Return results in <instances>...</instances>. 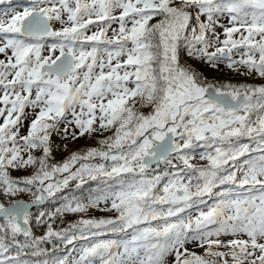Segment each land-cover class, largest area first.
Instances as JSON below:
<instances>
[{"label": "snow or ice", "instance_id": "6c2138e0", "mask_svg": "<svg viewBox=\"0 0 264 264\" xmlns=\"http://www.w3.org/2000/svg\"><path fill=\"white\" fill-rule=\"evenodd\" d=\"M5 4L0 9V264H30L23 257L29 250L42 255L40 245L52 238L70 245L128 229L134 234L122 253L109 251L114 241H99L82 248L78 258L34 264H169L166 257L173 254L174 264H264V155L237 163L251 149L230 141L255 133L264 142V116L255 126L249 118L264 111V85L210 81L193 63L264 78V0H30L27 5L0 0ZM224 15L228 25L220 22ZM53 22L61 27L54 29ZM93 25L97 30L89 35ZM45 38L58 41L48 45L47 56ZM26 108L33 109V118L22 134ZM113 129L99 141V150L70 149L69 141ZM224 142L227 149L219 146ZM196 147L213 149L199 154L206 165L190 163L194 156L184 150ZM61 149L70 155L52 163ZM95 157L116 163L110 170L87 163ZM161 163L177 169L165 174L170 178L162 189L163 176L148 174ZM28 169L31 175L13 176ZM185 169L198 174L195 183L193 175H182ZM238 172V187L259 186V197H225L194 219L181 216L218 185L236 184ZM122 174L131 179L110 195L66 201L35 216L30 211L71 180L79 187L86 178ZM28 193L29 201L19 199ZM163 205L166 210L157 207ZM89 209L117 215L82 218L60 231L49 223ZM33 220L36 226L47 224L43 236L34 235ZM214 224L219 227L211 230ZM189 243L201 252L190 251Z\"/></svg>", "mask_w": 264, "mask_h": 264}, {"label": "trees", "instance_id": "16d2710c", "mask_svg": "<svg viewBox=\"0 0 264 264\" xmlns=\"http://www.w3.org/2000/svg\"><path fill=\"white\" fill-rule=\"evenodd\" d=\"M25 0H12L13 5L15 4H23ZM8 7L7 4L5 5H0V9H6ZM115 25V24H114ZM117 25H115L114 28H116ZM53 43H58V41L54 38H51ZM79 47V45H77ZM86 50H91L90 45L85 44L84 45ZM100 47H103L102 45ZM103 55V53H100ZM249 80V79H246ZM255 81V80H254ZM243 84H248V85H253V86H261L264 85V78L261 81L258 82H251V81H245ZM239 85V84H235ZM142 111L147 114L150 109H142ZM258 116H264V111H253L250 113V121L253 123V126H255V122L257 120ZM111 136V134H110ZM231 141V146H240L243 144L249 145L251 151H249L245 156L240 157V160L237 163L242 162L243 160L249 159V158H254V157H259L261 155H264V151H260L261 148H264V142L261 141V137L256 135L255 133L252 134V136L244 135L239 138L233 137L230 138ZM95 145L100 146L99 142H96ZM220 147L222 148H227L230 146L229 142H224L222 144H219ZM81 149L86 150L89 149V147L86 148L85 145H82V148H78V151H81ZM99 150L100 147H97ZM60 150L56 151L54 156V160H52V163H63L65 159L68 158L70 155V152H59ZM115 151V149L113 150ZM185 153L193 155L194 158L190 161V163L196 165V166H201V165H206L207 161H201L199 158V154L204 151H209L213 152V149H204V148H199L196 147L194 149H186L184 150ZM58 155V156H57ZM83 163L82 161H80ZM89 163L92 164V161L89 160ZM116 162L108 160L107 163L105 164L108 169H111V166H113ZM173 163L177 164L178 168H183V164L179 160H173ZM230 164L232 162H229ZM103 164V163H102ZM77 165V164H76ZM227 167V166H226ZM154 170V171H153ZM177 169L171 168V166H166L165 164L161 163L158 167L157 165H152V169L149 170V176L154 175V174H161L163 176V179L161 181V184L158 186L159 188L162 189L163 184L167 183V180L170 178L169 175H165L166 173H174L176 172ZM239 173H237L238 180L236 184L233 183H226L223 185H218L217 187L212 189V193L209 195H205L201 198H198V202L194 203L191 207L187 208L184 213L181 214V216L184 219L189 218V215L192 213L196 212V210L200 207H204L208 204L214 203L215 201H219V198L223 196L224 194H229V195H245V193H242L240 189L243 190H249L251 192L252 186L250 185H244L243 187H238V181H239ZM193 175V183H195V175L198 174H193L191 173L190 170L185 169V171L182 173V175ZM132 174H122L120 177H114V178H106V177H100L97 180H91L87 179L86 181L81 184L79 187H77V184L79 183L78 180H74L73 182L69 183L68 186L64 187L62 191L58 192L54 198H50V200L43 205L36 207L31 210V212L34 214H37L39 211H45V212H54L57 207H61L66 201H82V202H87L88 199L90 198H95L101 195H110L113 191L119 190L120 184L127 179H131ZM257 188L259 186H256ZM159 194H163L162 191ZM31 197V194H24L19 197V199L29 201ZM157 207H163L165 210L167 209L168 205H163V206H157ZM89 211H94V209H89ZM65 213L63 217H57L56 219L49 221V223L52 224L53 230L54 231H60L63 228L67 227L68 223H74L80 219H89L92 218L89 213ZM195 214V213H194ZM175 219V218H172ZM160 223L159 221H153L152 224L157 225ZM33 226H34V235L35 236H43L47 230V224L41 225V226H36L35 221L33 220ZM144 225H141L143 227ZM127 234V235H126ZM133 230L129 229L126 232H107L106 234L99 236V237H90L88 240H82L77 238L76 240L73 241L72 244L66 245L63 243L60 239L58 238H52L49 241H45L40 245V248L44 249V253L40 256H32L31 255V250H29V254L24 256L23 259H26L30 262V264H34V262L38 261H43V260H50L56 257L63 258L65 254L68 251H71V253L76 252L86 246H89L90 244L94 242H99L100 239L104 241H116L118 239H123L124 237L127 236H132ZM223 238V235H221ZM19 239L22 241L23 237H19ZM189 246H194L195 243H189L187 244Z\"/></svg>", "mask_w": 264, "mask_h": 264}, {"label": "rangeland", "instance_id": "374dc122", "mask_svg": "<svg viewBox=\"0 0 264 264\" xmlns=\"http://www.w3.org/2000/svg\"><path fill=\"white\" fill-rule=\"evenodd\" d=\"M29 3H30V0H25L23 4L27 5ZM17 10H20V9H17ZM2 14L3 13L0 12V15H2ZM65 19H66V17H65ZM220 22L225 24V25H228V16L224 15V16L220 17ZM115 25L113 24L112 27L114 28ZM130 26L131 25L129 24V27ZM53 27H54V29H59L61 27V25H60L59 22H53ZM90 28H91V31L88 32L89 35H91L93 31L97 30L94 25L90 26ZM218 31L222 32V29H218ZM111 34H112V32H111V29H110L109 32H108V35L111 36ZM238 35L239 34H237V37H238ZM221 39H223V36H221ZM52 41L53 40L51 38H46V39H44L42 41V43L45 45V47L42 49V55L43 56H47V55L50 54L49 50H48V45H51ZM53 55H59V51H56ZM0 59H3L2 55H0ZM105 59H106V57H105ZM113 63H115V61ZM193 63L199 70H201L204 73L205 76L208 77V79L210 81H215V82H218V83L243 84V83H245V81H251V82L255 83V82L263 80V78H261V77H259L257 75H252V76L239 75L236 72L228 70L224 65H220V70H216V69H212V68L208 67L207 65H202V64H199V63H196V62H193ZM241 70L243 71V69H241ZM97 71H98V69H97ZM246 79H249V80H246ZM0 95H2V93H0ZM33 95H34V91H33ZM0 106H2V105H0ZM25 111L29 114V119L24 121L25 127L21 128V133L22 134H26V127L30 123L31 118H33L32 117L33 109L26 108ZM36 111H38V109ZM2 122H3V120H2V118H0V123H2ZM113 132H114V129L111 130V131L104 132L102 135L100 133H93L91 136L85 134V136L80 137L79 139H77L75 141H69L68 143H69L70 149L72 151H78V148H82V145H85L86 148L89 147V148H96L97 149V147H100V149H101V145L100 146L95 145L96 142H99L100 140L105 139L106 137L110 136V134L112 135ZM53 139L56 141V143H60V138L58 136L53 137ZM227 148H225V149H227ZM82 150L83 149H81V151ZM103 150H107V148L105 147ZM62 151L63 150L61 149L59 152H62ZM55 153H57V152L54 151L53 156H55ZM90 160L92 161L93 165L101 164L100 163V161H101L100 157L90 158ZM76 167H79V165H75L71 170L75 171ZM31 174H32V169H28L27 171L21 170L19 172H13V176H17V177L23 176V175H31ZM67 175H68V173L58 174V177L56 179L57 180H62L63 177L67 176ZM239 176H242V173H239ZM73 181L74 180H71V181H69V183H71ZM240 190H241L242 193H245V195L239 196V195L224 194L223 196H221L219 198V201H215L214 203H211V204H208V205H206L204 207L198 208L196 210V212H194L195 214L192 213L191 215H189V218L194 219L196 216L199 215L200 212L208 211L209 208L215 206L217 203H220L222 201V199L225 198V197L227 199H229V200H235V199L245 200V199H251V198L259 197L260 194H261L260 190H259V187L258 188L257 187H255V188L252 187L250 189L251 192L249 190H243V189H240ZM258 202L259 201L257 200V203ZM109 206H110V204H109ZM100 207L103 208V207H105V205L101 204ZM88 213H89V215H91L92 218H95V219L115 218V216L117 215L114 211L113 212L98 211L96 209H94V211H89ZM189 218H187V219H189ZM146 226L147 225H144L143 227H146ZM217 227H219V225H215L214 224V225H210L209 226V228L211 230H215ZM232 238H233L232 236H224L223 235V238L220 236V239L221 240H225V241L229 240V239H232ZM242 238H246V237H242ZM213 239H215V237H213ZM99 241H104V240L100 239ZM131 241H132V236L124 237L122 240L118 239V240L114 241L115 242V246L113 248H111L109 251H111L112 253H116V252H121L122 253L124 251V246L125 245L131 246ZM186 247L190 251H196L197 253L201 252V249L199 247H197L196 244L194 246L186 245ZM80 250H78L76 252H73V253H71V251H68L65 254L64 257H68L70 260L72 258H78ZM140 253H141V256L143 257L145 255V250L143 248H141L140 249ZM166 259L169 261V264H174V260H175L174 254L173 255H169L168 257H166ZM97 264H100L99 260H97Z\"/></svg>", "mask_w": 264, "mask_h": 264}, {"label": "water", "instance_id": "95a60500", "mask_svg": "<svg viewBox=\"0 0 264 264\" xmlns=\"http://www.w3.org/2000/svg\"><path fill=\"white\" fill-rule=\"evenodd\" d=\"M115 151H117V150H115ZM115 151H114V152H115ZM87 163H88V161H87ZM77 164H80V162H77ZM103 164H106V162H104ZM154 165H155V164H154ZM57 177H58V174H56L55 179H56ZM49 200H50V198H47V197H46L45 201H44L42 204H38V205L33 206L32 208H30V211H31L32 209L36 208V207H39V206L43 205L44 203L48 202ZM26 202H27V201H26Z\"/></svg>", "mask_w": 264, "mask_h": 264}, {"label": "flooded vegetation", "instance_id": "af4514ba", "mask_svg": "<svg viewBox=\"0 0 264 264\" xmlns=\"http://www.w3.org/2000/svg\"><path fill=\"white\" fill-rule=\"evenodd\" d=\"M129 26V25H128Z\"/></svg>", "mask_w": 264, "mask_h": 264}]
</instances>
